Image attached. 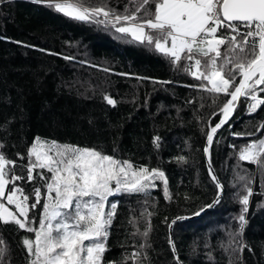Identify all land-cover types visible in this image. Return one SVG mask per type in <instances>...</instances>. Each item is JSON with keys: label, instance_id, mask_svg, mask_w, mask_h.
I'll return each mask as SVG.
<instances>
[{"label": "trees", "instance_id": "obj_1", "mask_svg": "<svg viewBox=\"0 0 264 264\" xmlns=\"http://www.w3.org/2000/svg\"><path fill=\"white\" fill-rule=\"evenodd\" d=\"M91 3L116 12L135 7L131 0ZM118 36L111 27L76 21L30 0H0V154L15 161V173L26 177L28 150L40 137L163 171L171 200L165 199L159 179L146 194L109 198L117 209L105 264H125L133 252L139 253L138 264H177L165 217L169 222L177 215L190 218L216 198L203 149L206 133L218 123L220 108L230 97L201 90L200 81L184 71L186 61L173 65L154 47ZM105 95L115 106L104 100ZM259 95L264 98V92ZM246 111L247 98L242 97L207 155L222 185L220 202L201 217L173 226L172 243L180 264H264V169L239 159L243 148L264 139V105L251 115ZM249 180L253 194L247 223L233 241L230 234L239 231L237 218L243 207L239 199L247 195ZM15 184L33 203L32 190L43 181L24 179ZM43 202L42 197L29 212L34 227L39 226ZM25 238L34 239V233L0 221V239L7 249L0 264H28ZM236 241L246 245L243 251Z\"/></svg>", "mask_w": 264, "mask_h": 264}, {"label": "snow or ice", "instance_id": "obj_2", "mask_svg": "<svg viewBox=\"0 0 264 264\" xmlns=\"http://www.w3.org/2000/svg\"><path fill=\"white\" fill-rule=\"evenodd\" d=\"M131 2L135 5L134 10L126 7L124 12H116L106 5H93L91 0H32L34 4L54 8L73 20L111 27L119 34L117 38L131 37V42L154 47L173 65L186 61L184 71L200 81L198 87L201 90L230 97L220 108L222 116L219 122L210 126L206 133L204 152L209 155L214 135L229 121L241 97L252 101L247 109L250 115L264 105V98H258V94L264 92V87H261L264 86V0ZM101 16L104 19H99ZM154 83L167 84L170 81ZM104 100L115 106L116 102L108 95L104 96ZM261 127L264 128V125ZM158 141L159 137H155L154 145L158 146ZM262 155L264 139L243 148L239 159L256 163L264 169ZM178 160L184 162L185 158L179 157ZM15 165V161L0 154V221L14 223L19 229L34 233V239L25 238L22 241L29 257L28 264H105L106 242L117 209V204L111 202L110 197L146 194L155 187L154 181L159 179L164 183L165 199H172L163 171L135 166L130 161L92 148L36 137L28 150L27 176L17 175ZM36 169L43 171L33 175ZM45 171L51 175H45ZM209 174L218 189L217 196L212 204L198 208L194 216L220 201L222 185L211 171L210 158ZM24 179L29 182L43 181L40 187L32 190L35 197L33 203H29L30 195L15 184ZM239 179L245 180V177ZM250 182L245 184L247 195L239 199L243 207L237 218L239 231L230 234L233 241L236 236L242 235L247 223L245 214L248 212L249 197L253 194L248 186ZM42 197L43 211L39 216V226L34 227L35 221L29 212L41 203ZM188 218L177 215L169 222L165 217V223L171 230L178 222ZM143 235L147 236L148 230ZM169 243L175 252L171 237ZM236 243L240 251L246 247L241 241ZM5 244L0 239V261L6 255ZM127 259L138 264L139 253L133 252L126 257L125 264ZM177 264H180L179 260Z\"/></svg>", "mask_w": 264, "mask_h": 264}, {"label": "water", "instance_id": "obj_3", "mask_svg": "<svg viewBox=\"0 0 264 264\" xmlns=\"http://www.w3.org/2000/svg\"><path fill=\"white\" fill-rule=\"evenodd\" d=\"M242 98V97H241ZM241 98H240V100H241ZM230 99V98H229ZM240 100L237 102V106H236V108H235V111H236V109H237V107H238V105H239V103H240ZM235 111H234V113H235ZM234 113L232 114V116L230 117V119H229V121L231 120V118H233L234 117ZM222 116V115H221ZM221 118V117H220ZM220 120V119H219ZM228 121V122H229ZM219 122V121H218ZM227 122V123H228ZM226 123V124H227ZM225 124V125H226ZM224 125V126H225ZM224 126H222L220 129H218L217 130V133L214 135V139H215V137H216V135L221 131V129L224 127ZM214 139H213V141H214ZM207 145V138H206V142H205V145H204V148H205V146ZM212 145V144H211ZM211 147V146H210ZM203 154H204V162H205V166H206V169L208 170V172H209V160H208V156L205 154V152H204V149H203ZM211 171L213 172V170H212V167H211ZM214 173V172H213ZM217 193H218V189H217ZM222 193H223V189H222ZM223 195V194H222ZM222 195H221V197H222ZM217 196V195H216ZM221 197H220V199H221ZM220 202V201H219ZM218 204H216L214 207H216ZM213 209V207L212 208H209V209H207V210H205L204 212H202L200 215H198V216H192V217H190L189 219H194V218H198V217H201L204 213H206L207 211H210V210H212ZM186 221H187V219H185ZM185 220H183V221H185ZM180 222H182V221H180ZM179 223V222H178ZM173 229V228H172ZM172 229L170 230L169 229V237H171V239H172ZM171 245V244H170ZM171 249H172V252H173V254H174V257H175V260L177 261V258H176V254H175V252L173 251V248H172V245H171Z\"/></svg>", "mask_w": 264, "mask_h": 264}, {"label": "rangeland", "instance_id": "obj_4", "mask_svg": "<svg viewBox=\"0 0 264 264\" xmlns=\"http://www.w3.org/2000/svg\"><path fill=\"white\" fill-rule=\"evenodd\" d=\"M262 98L259 94H258V98ZM247 109H248V106H247ZM246 113H248V111H246ZM249 114V113H248ZM246 161V160H245ZM9 207H11L12 209H14V206H11V205H9ZM18 215V214H17Z\"/></svg>", "mask_w": 264, "mask_h": 264}, {"label": "built area", "instance_id": "obj_5", "mask_svg": "<svg viewBox=\"0 0 264 264\" xmlns=\"http://www.w3.org/2000/svg\"><path fill=\"white\" fill-rule=\"evenodd\" d=\"M30 1H32V0H30ZM249 103H252V101L247 98V106H248Z\"/></svg>", "mask_w": 264, "mask_h": 264}]
</instances>
